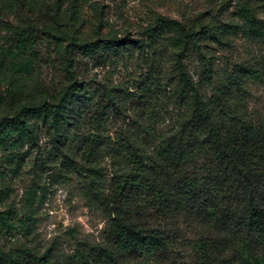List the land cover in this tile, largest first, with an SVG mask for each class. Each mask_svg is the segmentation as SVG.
Listing matches in <instances>:
<instances>
[{
  "label": "trees",
  "instance_id": "1",
  "mask_svg": "<svg viewBox=\"0 0 264 264\" xmlns=\"http://www.w3.org/2000/svg\"><path fill=\"white\" fill-rule=\"evenodd\" d=\"M238 9L243 29L264 41V20L252 5L240 3ZM239 29L184 24L156 12L131 38L100 22L97 40L65 46L69 85L53 102L40 104H22L29 95L25 80L35 71L34 36L17 32L15 44L1 50L9 75L7 101L17 111L0 119V149L16 153L25 144L37 145L40 132L47 130L67 165L74 164L79 173L85 170L87 192L112 225L106 245L78 252L72 264H172L181 256L191 264H264V122L248 114L242 86L254 70L239 69L206 98L186 65L197 54L204 81L210 84L212 69L203 43L222 44L225 33ZM55 40L62 49V40ZM74 54L98 62L138 55L147 72L132 89H92L80 79ZM168 54L173 57V85L163 68ZM256 75L262 77L259 71ZM167 87L173 88L176 123L160 132L157 118L147 111ZM92 104L98 107L89 123L94 130L84 132L85 113ZM129 111L142 115L124 121L118 140H107L109 116L126 118ZM74 145L81 168L65 152ZM106 161L108 180L102 165ZM0 228L8 234L15 231L9 211L0 210ZM23 254L33 263L44 259L28 250Z\"/></svg>",
  "mask_w": 264,
  "mask_h": 264
},
{
  "label": "rangeland",
  "instance_id": "2",
  "mask_svg": "<svg viewBox=\"0 0 264 264\" xmlns=\"http://www.w3.org/2000/svg\"><path fill=\"white\" fill-rule=\"evenodd\" d=\"M244 2H249L257 18L264 20V0H0V98L4 100L0 103V119L11 117L17 111L7 101L9 75L1 54L2 49L15 44V33L28 32L36 43L35 71L25 80L29 95L23 97L22 104L51 103L69 85L65 74L66 45L72 41L97 40L100 22H108L121 37L136 38L144 22L158 12L184 24L242 27L225 33L222 44L214 40L203 43V52L209 54L212 69L210 84L204 81V68L197 54L190 56L186 65L206 98L239 69L254 70L243 79L244 105L253 120L264 122V41L254 39L243 29L245 24L238 6ZM56 37L62 40V49L57 48ZM74 56L80 79L92 89H132L147 72L145 62L138 55L105 62ZM172 58L168 54L163 66L171 85L176 84L172 79L175 77ZM172 93L173 88L167 87L166 92L153 99L155 107L147 111L157 118L160 132L173 128L176 123ZM97 109L92 104L86 111L84 132L94 130L89 123ZM160 113L163 117H158ZM140 115V111L136 114L129 111L126 118L110 115L104 125V136L107 140H118L126 128L124 121ZM65 152L71 153L76 166L82 167L77 145ZM62 160L47 130L40 132L37 145L25 144L16 153L0 149V210L9 211L16 225L12 234L0 228L2 264L16 261L39 264L31 262L33 259L23 254L25 250L43 257L40 264H72L78 252L107 244L112 225L87 192L89 180L84 176L85 170L80 169L79 173L73 169L74 164L71 167ZM102 165L108 180L110 162ZM183 258H175L172 264H191V259Z\"/></svg>",
  "mask_w": 264,
  "mask_h": 264
}]
</instances>
